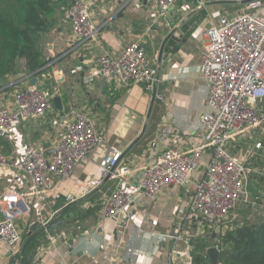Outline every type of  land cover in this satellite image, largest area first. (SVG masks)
<instances>
[{"label": "crops", "instance_id": "crops-1", "mask_svg": "<svg viewBox=\"0 0 264 264\" xmlns=\"http://www.w3.org/2000/svg\"><path fill=\"white\" fill-rule=\"evenodd\" d=\"M225 3L179 0L165 17L155 19L150 0H95L91 8L97 28L94 40L73 37L68 22L57 12V26L43 35L47 61L43 68L48 69L51 79L48 88L59 90L62 109L53 106V111L43 116L16 124L8 140L0 138V154L7 160L0 166V193L7 185L19 193L30 191L28 176L17 168L20 152L32 145L46 148L51 139L63 132L58 118L72 109L92 118L104 141L67 179L56 178L51 190L28 197L30 213L17 224L21 233L35 231L39 240L29 264H167L174 244L169 236L182 223L192 185L163 187L153 200L137 201L119 217L118 224L101 219L97 206L99 190L87 191L86 186L97 177V165L110 148L120 150L121 161L136 169L149 162L164 145L189 149L202 144L200 116L206 112L207 85L198 75L199 54L206 30L216 23ZM170 31L173 33L164 45L160 63L156 58L151 60L161 78L157 92L162 100L151 104V95L141 85H114L112 79L98 73L96 59L103 52L116 56L130 41L142 39L143 35L147 41L157 36L161 41ZM16 68L15 74L0 79V104L10 103L14 92L31 84L33 78L36 84L43 83L42 75L24 71L23 58L16 61ZM44 83L48 84L45 80ZM109 90L114 91L113 96L108 95ZM154 109L160 111L155 119ZM143 128L144 135L137 140ZM144 138L154 142L153 148ZM209 154V147L202 150L200 165ZM201 167L193 179L202 175ZM256 175H250L251 196L264 197V181ZM136 176L133 174L130 181H135ZM68 194L73 201L67 202ZM255 216L246 218V222L264 220V209L258 208ZM35 222L40 225L31 228ZM185 226L182 236L190 239L191 251L199 239H211V234L216 233L205 225ZM193 238L198 239L193 242ZM19 249L23 256L20 242ZM177 249L174 263L184 264L189 257L184 254L182 241L177 242ZM9 260L8 248L0 241V264ZM190 260L193 264L191 252Z\"/></svg>", "mask_w": 264, "mask_h": 264}, {"label": "built area", "instance_id": "built-area-1", "mask_svg": "<svg viewBox=\"0 0 264 264\" xmlns=\"http://www.w3.org/2000/svg\"><path fill=\"white\" fill-rule=\"evenodd\" d=\"M178 1L150 0L154 18L165 17ZM225 1L234 2L240 9L232 15L221 14L206 30L199 54L198 75L207 85L206 112L200 116L204 129L202 144L189 149L164 145L149 162L136 169L121 161L120 150L110 148L97 165V177L86 186L87 191L99 190L97 206L101 219L118 224L119 217L137 201L153 200L163 187L192 185L182 223L169 236L174 244L168 252L167 264H175L179 241L189 257L184 264H192L191 241L182 236L185 224L219 228L214 240L219 250V237L233 226L232 214L238 204H254L256 199L257 206L264 209L263 194L253 197L249 190L250 175L254 173L250 159L235 158L228 150L231 141L254 131L264 121L259 106L264 101V0L244 4L240 0ZM93 4V0H66L59 6L58 12L68 22L73 37L96 38ZM96 63L98 73L112 79L114 85L139 84L154 100H162L157 92L161 82L158 68L147 57L141 38L122 46L116 56L103 52ZM44 80L41 85L31 83L17 89L10 103L0 104V138L8 140L16 124L53 111L52 98L60 96L59 90H48ZM113 94L109 90L108 95ZM58 121L63 127L59 137L51 139L46 148L27 146L18 156L17 168L28 176L30 191L19 193L7 185L0 193V241L8 248L7 264H22L17 222L30 213L28 197L51 190L56 178L67 179L104 141L92 118L77 109L61 115ZM144 141L153 148L154 142L145 138ZM206 147L210 148L209 158L200 165ZM6 163L0 154V166ZM200 166L202 175L193 179ZM135 173V181H130ZM66 199L74 200L71 194Z\"/></svg>", "mask_w": 264, "mask_h": 264}, {"label": "trees", "instance_id": "trees-1", "mask_svg": "<svg viewBox=\"0 0 264 264\" xmlns=\"http://www.w3.org/2000/svg\"><path fill=\"white\" fill-rule=\"evenodd\" d=\"M55 1L0 0V79L15 74L16 61L23 58L24 71L42 75L47 83L51 80L48 69L43 68L47 61L40 40L56 22ZM34 233H21L22 260L30 262L39 244ZM219 238L217 264H264V220L233 225ZM207 244L205 238L196 242L191 251L193 264H211L205 254Z\"/></svg>", "mask_w": 264, "mask_h": 264}, {"label": "rangeland", "instance_id": "rangeland-1", "mask_svg": "<svg viewBox=\"0 0 264 264\" xmlns=\"http://www.w3.org/2000/svg\"><path fill=\"white\" fill-rule=\"evenodd\" d=\"M64 2V0H56L55 3L57 6L55 7V14L57 15L59 6ZM95 2V0H94ZM59 3V4H58ZM225 9L223 10L222 14H229L232 15L239 11L240 6H238L235 3L232 2H226L225 3ZM153 19V17H151ZM156 22V21H155ZM57 24L54 23L52 25V28L56 27ZM144 35L142 36V39L144 40V47L146 51L147 57L151 60H154L156 58V55L158 53V47L160 44V36H157L156 38L153 37L151 41L150 39H146ZM41 46H42V51L46 49V45L44 42V38L42 35V39L40 40ZM261 108V113L264 116V101H262L259 104ZM160 116V111L157 109L153 111V119L158 118ZM145 132V129H144ZM143 132V135H144ZM142 135V136H143ZM146 135V134H145ZM147 138V137H146ZM231 145V146H230ZM228 150L230 154H232L235 158L243 159L245 157H248L252 163V167L254 168V173L257 174L256 176L258 179H262L264 181V121L260 124V126L255 129L254 131L252 130L248 134H245L243 136H240L239 138H236L230 144L228 145ZM260 152V153H259ZM259 172V173H257ZM255 203L254 204H243L240 203L236 206L234 212H233V225H237L240 223L246 222V218H257L255 214H257V209L260 208L262 209V206H257L256 199H254ZM251 208V209H250ZM253 222H256L254 220ZM192 231L195 230V228L191 229ZM206 236V235H205ZM198 239V238H196ZM193 238V242L196 240ZM206 240L209 242L210 237H206ZM217 241V240H216Z\"/></svg>", "mask_w": 264, "mask_h": 264}, {"label": "water", "instance_id": "water-1", "mask_svg": "<svg viewBox=\"0 0 264 264\" xmlns=\"http://www.w3.org/2000/svg\"><path fill=\"white\" fill-rule=\"evenodd\" d=\"M251 0H240V3L241 4H244V3H247ZM173 31H170L168 34H166V36L160 41V44H159V47H158V53H157V57H156V61L157 63H160L161 61V57H162V53H163V49H164V45L166 43V41L169 39V37L172 35ZM31 83L34 84L35 83V79H31ZM52 101H53V106L55 109L57 110H61L62 109V102H61V99L59 96H54L52 98ZM154 102V97L152 96L151 97V104ZM150 112H151V106L148 108V111L146 113V120H148L149 118V115H150ZM144 129L143 128L141 130V132L139 133L138 137H137V140L140 139L143 135V132H144ZM40 224L39 223H33L31 228H35V227H38ZM219 228H215V232L216 233H219ZM214 238H215V233H212L211 234V239L209 241V246L206 248L205 250V254L208 258V260L210 261L211 264H217L218 262V257H219V250L217 249V247L215 246V242H214ZM23 264H29V261H25L23 262Z\"/></svg>", "mask_w": 264, "mask_h": 264}]
</instances>
